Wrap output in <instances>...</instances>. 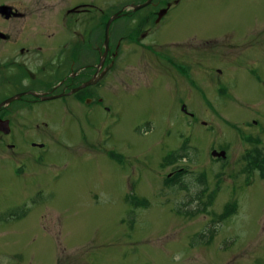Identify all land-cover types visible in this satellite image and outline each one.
Returning <instances> with one entry per match:
<instances>
[{
    "label": "rangeland",
    "instance_id": "374dc122",
    "mask_svg": "<svg viewBox=\"0 0 264 264\" xmlns=\"http://www.w3.org/2000/svg\"><path fill=\"white\" fill-rule=\"evenodd\" d=\"M150 44L189 60L196 86L164 61L158 78L151 62L126 84L111 74L109 112L92 113L90 128L80 115L49 119L60 144L43 151L11 123L14 153L0 140V264H264V178L244 159L264 147V0H180ZM175 151L182 159L160 167ZM178 168L184 186L166 187ZM228 202L235 213L217 219Z\"/></svg>",
    "mask_w": 264,
    "mask_h": 264
},
{
    "label": "flooded vegetation",
    "instance_id": "af4514ba",
    "mask_svg": "<svg viewBox=\"0 0 264 264\" xmlns=\"http://www.w3.org/2000/svg\"><path fill=\"white\" fill-rule=\"evenodd\" d=\"M121 1L0 0V105L14 97L0 106V124L7 122L10 128L9 134L0 132V140L10 152L17 147L5 139L12 133L13 121L24 134L32 132V139L40 140L31 141L30 146L42 151L50 144H60L49 131L51 118L80 115L89 128L93 126L92 113L109 112L103 92L111 74L121 82L151 62L152 76L158 78L164 61L187 86H196L189 60L176 63L174 54L159 48L163 45L150 44L157 25L180 0H151L155 3L152 9L137 7L144 0L139 4ZM163 9L166 13L161 15ZM140 11L143 13L138 14ZM52 29L58 32L48 33ZM199 49L194 48L196 54L202 52ZM144 52L150 55L143 61ZM116 70L121 71L122 79L115 77ZM203 99L206 101L204 95Z\"/></svg>",
    "mask_w": 264,
    "mask_h": 264
},
{
    "label": "trees",
    "instance_id": "16d2710c",
    "mask_svg": "<svg viewBox=\"0 0 264 264\" xmlns=\"http://www.w3.org/2000/svg\"><path fill=\"white\" fill-rule=\"evenodd\" d=\"M259 140H257L258 142ZM264 148V147H263ZM254 149L247 152L244 156V159L248 162V168L249 169H253V170H257L259 172L260 175H262V177L264 178V149ZM178 158H182V156L179 154L178 152H174L172 155L168 156V158H166L167 162L166 163H171L172 161H177ZM165 182L167 183V186H171V185H182V178H179L178 180L175 181V183L173 182V180H168V178L165 179ZM135 206H143L146 207L147 206V202L146 200H141L138 202H134ZM236 209V206L234 203H227L224 206V210L223 212L219 215V217L221 219H226L228 218L231 214H232V210Z\"/></svg>",
    "mask_w": 264,
    "mask_h": 264
},
{
    "label": "water",
    "instance_id": "95a60500",
    "mask_svg": "<svg viewBox=\"0 0 264 264\" xmlns=\"http://www.w3.org/2000/svg\"><path fill=\"white\" fill-rule=\"evenodd\" d=\"M150 2V0H148V2L147 3H149ZM146 3V4H147ZM110 21L111 20H109V23L107 24V27L109 26V24H110ZM14 99V97H12V98H10V99H8V100H6L3 104H8L9 102H11L12 100ZM3 104H1V105H3ZM0 105V106H1ZM6 123V124H5ZM3 125H7V122H3V124L1 123L0 124V132H3V133H7L8 131H7V129H5V127L3 126ZM6 130V131H5ZM212 156H214V157H225V153L222 151V152H219V153H217V152H212Z\"/></svg>",
    "mask_w": 264,
    "mask_h": 264
}]
</instances>
